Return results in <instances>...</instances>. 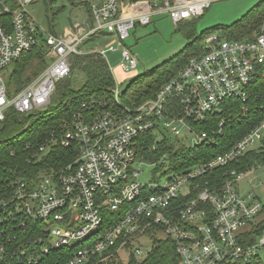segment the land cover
<instances>
[{
  "label": "built area",
  "instance_id": "obj_1",
  "mask_svg": "<svg viewBox=\"0 0 264 264\" xmlns=\"http://www.w3.org/2000/svg\"><path fill=\"white\" fill-rule=\"evenodd\" d=\"M39 1L0 0V125L11 111L26 117L47 109L57 84L71 74L73 57L96 54L106 62V51L82 49L91 38L114 39L118 48L108 51L119 52L120 70L129 74L137 67L124 44L132 29L157 16L175 25L192 22L220 0H78L83 21L62 35L33 19L29 8ZM39 43L44 68L12 94L4 72ZM199 50L135 108L119 103L116 85L111 93L117 109H105L107 102L82 104L70 125L63 123L68 129L60 144L74 146L77 155L62 169L31 182L14 174L0 178V264L125 263L144 258L154 238H168L180 264H261L264 199L236 189L261 165L230 167L251 152L264 156L257 147L264 141V118L223 153L183 171L173 170L165 154L155 161L142 154L155 156L169 135L190 140L192 147L177 141L189 149L216 144L226 121L215 129L209 121L221 116L225 101L244 102L248 85L264 77V21L251 39L213 33ZM149 135L157 144L140 148V139ZM144 166H167L173 175L143 182Z\"/></svg>",
  "mask_w": 264,
  "mask_h": 264
},
{
  "label": "trees",
  "instance_id": "obj_2",
  "mask_svg": "<svg viewBox=\"0 0 264 264\" xmlns=\"http://www.w3.org/2000/svg\"><path fill=\"white\" fill-rule=\"evenodd\" d=\"M256 20L251 27L243 31L240 38L246 37V39L241 40L251 39L253 34L258 32L261 23L264 21V14ZM188 23L185 22V24ZM200 53V50L196 51L191 57ZM72 60L71 74L56 86L57 93L53 100L54 106L51 103L44 111L35 112L26 117H19L11 111L0 125V127L3 126L2 130L4 133L6 132L5 134H8V127H25L21 134L5 139L0 146V178L14 174L31 182L40 175L62 169L71 163L77 155L74 146L63 148L60 144L61 138L68 129V127L63 126V123L66 122L70 125L73 113L81 110L82 104L88 106L91 101L107 102L108 106L105 109L118 108L111 93V90L115 88L114 79L105 60L96 54L75 56ZM185 63L120 94L119 103L129 108H135L142 102L152 99L165 83L175 77ZM44 66V58L38 49L25 54L13 65L12 80L7 86L9 92L15 94L21 90L41 72ZM76 72L84 75L85 83L82 88L75 91L71 89L70 84L71 78ZM133 80L131 84L136 81V79ZM247 91L248 97L244 102L240 100L225 101L222 104L221 116H214L209 121V127L212 129H215L216 123L220 120L226 121L222 135L214 146L204 145L189 149L177 142L171 143L168 139H163L157 144L153 135H149L140 139L139 147L150 148L157 144L154 151L155 156L146 152L142 154L151 161H155L156 158L165 154L173 170L183 171L223 153L234 142L243 137L254 124L264 118V77L256 76L248 85ZM98 107L99 104L97 103L96 108ZM242 108L245 109V112H242ZM197 129L204 131L202 126L197 127ZM40 147H44V151H40ZM263 157V154L251 152L242 157L238 164H232L230 168L242 171V169L252 166V163L257 160L260 161L259 164L261 165ZM117 264H180V259L174 244L168 238H154L151 249L144 258L130 257L126 263Z\"/></svg>",
  "mask_w": 264,
  "mask_h": 264
},
{
  "label": "rangeland",
  "instance_id": "obj_3",
  "mask_svg": "<svg viewBox=\"0 0 264 264\" xmlns=\"http://www.w3.org/2000/svg\"><path fill=\"white\" fill-rule=\"evenodd\" d=\"M79 5L78 0H41L30 7L29 11L43 30L50 31L55 35H62L64 30L72 26L73 23L83 21L85 12ZM263 14L264 1L220 0L213 3L203 16L188 24L180 23L175 25L167 17H154L147 26L137 25L130 31V37L124 41L126 47L137 58V67L129 74H125L120 70L121 57L119 52L108 51L110 47L118 48L114 39H103L102 35L97 36L86 42L82 49L85 52L89 50L106 51V62L111 70L114 84L118 87L121 86L120 94H122L185 63L196 51H199L204 37L209 34L218 33L223 39H246V37L240 38L243 35V31L251 27L257 21L256 19ZM38 50L44 53L41 43H39ZM42 58H44V54ZM13 72V66L4 72L6 86L10 84ZM133 79H136V81L131 84L134 81ZM84 83V75L76 72L71 78L70 87L76 91L82 88ZM56 93L57 90L54 97ZM54 97L52 98V106L55 105ZM2 129L3 126L0 127V146L5 139L21 134L25 127H8V134H5L6 132L4 133ZM10 129H12L11 132ZM167 139L171 143H176L180 140L189 147L193 146L190 140L184 141L185 138L180 139L169 135ZM263 142H261L262 145L258 144L257 147L264 148ZM255 162L259 164L260 161L257 160L253 163ZM159 168L144 166V174L141 181L147 183L153 180L164 182L173 175V172L169 171L167 166ZM248 168L249 166L246 169ZM246 169H242V171ZM40 176L44 177L45 174ZM236 189L240 195H246L252 191L256 197L264 199V157L261 166L238 182ZM258 261L264 264V251L259 253Z\"/></svg>",
  "mask_w": 264,
  "mask_h": 264
},
{
  "label": "crops",
  "instance_id": "obj_4",
  "mask_svg": "<svg viewBox=\"0 0 264 264\" xmlns=\"http://www.w3.org/2000/svg\"><path fill=\"white\" fill-rule=\"evenodd\" d=\"M121 84H123V83H121Z\"/></svg>",
  "mask_w": 264,
  "mask_h": 264
}]
</instances>
